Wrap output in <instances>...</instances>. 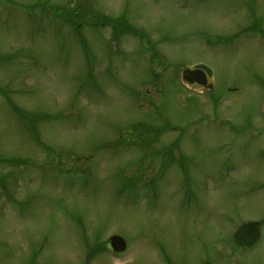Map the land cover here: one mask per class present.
Instances as JSON below:
<instances>
[{"label":"rangeland","instance_id":"obj_1","mask_svg":"<svg viewBox=\"0 0 264 264\" xmlns=\"http://www.w3.org/2000/svg\"><path fill=\"white\" fill-rule=\"evenodd\" d=\"M207 261L264 264V0H0V264Z\"/></svg>","mask_w":264,"mask_h":264},{"label":"water","instance_id":"obj_2","mask_svg":"<svg viewBox=\"0 0 264 264\" xmlns=\"http://www.w3.org/2000/svg\"><path fill=\"white\" fill-rule=\"evenodd\" d=\"M200 67L203 68V66ZM204 69L207 71L208 74H210V71L207 68ZM195 77H199V79L195 80ZM183 78L189 83H193L194 81H196L199 84H205L204 80H200V78L203 79V75L197 72H192L188 69L184 71ZM259 236V224L257 222H247L241 224L237 228L236 232L234 233V241L239 246L249 247L255 243ZM110 243L115 251H122L125 248V242L122 238L118 236H112L110 238Z\"/></svg>","mask_w":264,"mask_h":264},{"label":"trees","instance_id":"obj_3","mask_svg":"<svg viewBox=\"0 0 264 264\" xmlns=\"http://www.w3.org/2000/svg\"><path fill=\"white\" fill-rule=\"evenodd\" d=\"M116 24V23H115ZM13 108H14V110L16 111V112H18V113H22L23 115H24V112L23 111H21L20 109H18L15 105H13ZM27 114V118L28 119H30V118H33V120L35 121H37V120H39V119H41L42 117H39V115H35V114H29V113H26ZM34 123V122H33ZM165 128V127H164ZM162 129H152V128H150V130H149V133L150 134H155V135H159L160 134V131H161ZM33 132H35V130L33 131ZM147 139V138H146ZM149 139H147L146 141H148ZM155 155V154H154ZM184 170V169H183ZM183 176H184V180L185 181H188L189 180V176H188V172H186L185 170L183 171Z\"/></svg>","mask_w":264,"mask_h":264}]
</instances>
